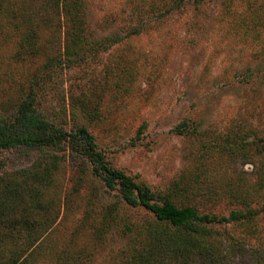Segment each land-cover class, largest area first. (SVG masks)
<instances>
[{"label": "rangeland", "instance_id": "rangeland-1", "mask_svg": "<svg viewBox=\"0 0 264 264\" xmlns=\"http://www.w3.org/2000/svg\"><path fill=\"white\" fill-rule=\"evenodd\" d=\"M82 2L67 30L47 0H0V119L33 86L46 118L85 126L110 166L156 194L256 213L178 230L128 205L65 142L0 149L9 207L49 227L30 264H141L149 249L160 264H214L201 245L220 264H264V0ZM174 238L183 251L156 246Z\"/></svg>", "mask_w": 264, "mask_h": 264}, {"label": "trees", "instance_id": "trees-1", "mask_svg": "<svg viewBox=\"0 0 264 264\" xmlns=\"http://www.w3.org/2000/svg\"><path fill=\"white\" fill-rule=\"evenodd\" d=\"M82 3V0H47L46 5L59 19L60 10L70 15L68 30L70 26L75 29L80 26ZM35 102V92L31 86L20 101L14 119L12 121L0 119V149L18 146L43 148L65 142L71 150L79 152L88 160L92 171L102 176L107 187H117L122 199L128 205L143 206L154 214L157 221L170 224L178 230L186 228L198 231L199 224L236 222L249 219L256 213L248 209L231 210L227 215H215L199 213L190 205H176L168 197L156 194L147 184L138 182L124 171L110 166L103 153L98 150L94 136L85 126L66 131L46 118L44 113L36 107ZM34 197L37 199L36 196ZM12 198H14L12 188L7 187L4 191H0V264H30L35 254H41L35 250L49 227L43 226L41 220L28 219L27 212L15 214L12 207H9ZM35 203L30 197L29 204L34 207ZM179 241L176 238L171 241L167 239L156 246L166 252L168 246L172 244L173 251H183L185 247ZM203 252L212 263H221V259L215 258L214 249L201 245L198 253ZM156 254L157 252L153 249L139 252V261L141 264H160L154 259ZM252 255H256V252L254 251ZM59 257L65 260L68 256L61 254ZM73 258L70 256V259Z\"/></svg>", "mask_w": 264, "mask_h": 264}]
</instances>
